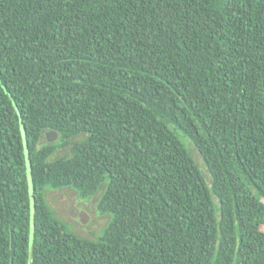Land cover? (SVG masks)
<instances>
[{"label":"trees","instance_id":"1","mask_svg":"<svg viewBox=\"0 0 264 264\" xmlns=\"http://www.w3.org/2000/svg\"><path fill=\"white\" fill-rule=\"evenodd\" d=\"M0 264H264V0H0Z\"/></svg>","mask_w":264,"mask_h":264},{"label":"rangeland","instance_id":"2","mask_svg":"<svg viewBox=\"0 0 264 264\" xmlns=\"http://www.w3.org/2000/svg\"><path fill=\"white\" fill-rule=\"evenodd\" d=\"M57 140V137L55 138ZM53 140V141H55ZM67 148L57 150V154L67 153ZM194 158L198 162L200 168L203 170L204 166L200 156L191 149ZM206 174L205 170H203ZM29 181V176L27 177ZM100 193H96V196ZM46 199L49 205L55 210L56 215L64 220L68 228L74 233L87 237L96 238L102 227L109 219L108 214L100 213L96 207V196L89 199H82L70 188H63L58 190L45 191ZM83 212L87 216V220L82 222L78 219V215ZM31 237V230H30Z\"/></svg>","mask_w":264,"mask_h":264},{"label":"water","instance_id":"3","mask_svg":"<svg viewBox=\"0 0 264 264\" xmlns=\"http://www.w3.org/2000/svg\"><path fill=\"white\" fill-rule=\"evenodd\" d=\"M45 137H46L47 141L51 142V141L55 140V138L57 137V133L54 130H48L45 132ZM78 219L80 221L84 222L87 220V216L85 213L81 212L78 215Z\"/></svg>","mask_w":264,"mask_h":264}]
</instances>
